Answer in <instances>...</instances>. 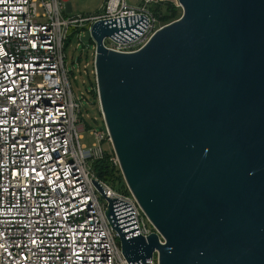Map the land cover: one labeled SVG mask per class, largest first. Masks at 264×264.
I'll return each mask as SVG.
<instances>
[{"label": "water", "instance_id": "water-1", "mask_svg": "<svg viewBox=\"0 0 264 264\" xmlns=\"http://www.w3.org/2000/svg\"><path fill=\"white\" fill-rule=\"evenodd\" d=\"M178 3L182 16L138 50L104 40L135 39L144 17L97 20L82 38L96 43L123 176L159 233L124 224L94 182L132 264L156 251L158 264H264V0Z\"/></svg>", "mask_w": 264, "mask_h": 264}, {"label": "built area", "instance_id": "built-area-1", "mask_svg": "<svg viewBox=\"0 0 264 264\" xmlns=\"http://www.w3.org/2000/svg\"><path fill=\"white\" fill-rule=\"evenodd\" d=\"M158 1L106 0L100 14L85 17L69 14L66 0H0V264H132L107 217L106 197L118 200L124 224L135 223L145 236L158 232L133 194L96 176L102 144H112L106 123L90 131L91 145L82 142L87 97L75 93L71 76L87 75L89 92L99 97L96 43L83 68L80 61L70 66L66 54L71 35H86L97 20L124 17L145 18L139 36L104 43L138 50L166 25L151 9ZM111 160L120 166L116 153ZM147 264H158L157 251Z\"/></svg>", "mask_w": 264, "mask_h": 264}, {"label": "rangeland", "instance_id": "rangeland-1", "mask_svg": "<svg viewBox=\"0 0 264 264\" xmlns=\"http://www.w3.org/2000/svg\"><path fill=\"white\" fill-rule=\"evenodd\" d=\"M68 1L71 2L72 5V11H70L69 14L74 16H85V17L100 14L103 9V6L106 3V0H68ZM142 1L143 0H127V3L129 5L136 6L138 4H141ZM166 1L174 2L180 8V11L183 14V8L179 5L178 0H166ZM154 15L156 19L159 21L160 20L159 17L155 13ZM160 23L163 24L162 22ZM86 33L87 31H85V34ZM84 36L85 35L80 36L79 33L77 32L73 34L71 38H69L68 40V44L66 47V54L70 66L80 61L81 67L83 68L85 62L89 60L92 61L91 53L93 49H88V46L89 45L92 46L94 44V40L93 39L82 40ZM78 44H80L79 47H77ZM137 47H139V45H134V46L132 45V48H137ZM77 74L79 75L78 79H75L74 75L71 76L73 89L76 94H80L82 91H84L87 97L86 102L83 105L84 112L88 114L86 118L87 130L83 132L85 137L82 140V142L91 145L94 142L95 138L94 136L91 135L90 131L102 130L105 127V122H104V118L102 117L103 115H101V105H100L99 97H97V95L95 94H91L88 90L91 87L89 84L90 80L88 76L78 72ZM102 145L106 152H110L112 155L115 154V150L111 143H109L108 141H104ZM116 182L118 183L113 184L115 186V189L118 191L122 190L123 187L121 183H119L118 180Z\"/></svg>", "mask_w": 264, "mask_h": 264}, {"label": "trees", "instance_id": "trees-1", "mask_svg": "<svg viewBox=\"0 0 264 264\" xmlns=\"http://www.w3.org/2000/svg\"><path fill=\"white\" fill-rule=\"evenodd\" d=\"M151 9L159 17L160 19L159 21L162 22L163 24H168L182 16V12L180 11V8L172 1H166V0L158 1L157 3H154L151 6ZM92 94L97 95L95 91H92ZM111 157L112 154L110 152H106L105 156L102 159L94 163V170L96 176L99 179L108 182L113 188H115L113 184L118 183L116 182L118 180L123 187L122 190L120 191L126 194H131L126 184L120 166L114 164V162L111 160Z\"/></svg>", "mask_w": 264, "mask_h": 264}, {"label": "crops", "instance_id": "crops-1", "mask_svg": "<svg viewBox=\"0 0 264 264\" xmlns=\"http://www.w3.org/2000/svg\"><path fill=\"white\" fill-rule=\"evenodd\" d=\"M66 1H67L66 3L68 4V3H69V1H68V0H66ZM70 3H71V2H70ZM67 4H66V5H67ZM71 7H72V5H71ZM67 11H68V8H67ZM68 12H69V11H68ZM69 13H70V12H69Z\"/></svg>", "mask_w": 264, "mask_h": 264}]
</instances>
